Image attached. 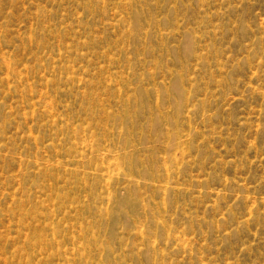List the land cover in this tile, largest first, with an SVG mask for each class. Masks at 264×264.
<instances>
[{
  "label": "rangeland",
  "instance_id": "374dc122",
  "mask_svg": "<svg viewBox=\"0 0 264 264\" xmlns=\"http://www.w3.org/2000/svg\"><path fill=\"white\" fill-rule=\"evenodd\" d=\"M0 264H264V0H0Z\"/></svg>",
  "mask_w": 264,
  "mask_h": 264
},
{
  "label": "bare ground",
  "instance_id": "6f19581e",
  "mask_svg": "<svg viewBox=\"0 0 264 264\" xmlns=\"http://www.w3.org/2000/svg\"><path fill=\"white\" fill-rule=\"evenodd\" d=\"M135 15H137V14L132 12V16H135ZM138 28H140V26ZM106 151H107L106 157L110 158V162L108 163V173L110 176H112L110 178H112V179H115V178L124 179L125 181H127L128 188L136 189V187H137L136 182L134 180H132L131 177H129L128 172L125 168V166L127 167L126 159L124 158V160H123L120 157L115 158L113 156V152H111L110 150H106ZM95 174H97L101 178V174H102V166L101 165L98 167ZM108 197H109V200H111V201L117 200V194L114 192H110V193L108 192ZM179 239L181 240L180 237H179ZM54 241H55L54 238L50 239V240H48V244L52 245V244H54ZM87 249H88L87 246H80L78 249V252L79 251L83 252V251H86ZM74 255L77 258H79L77 252L74 253Z\"/></svg>",
  "mask_w": 264,
  "mask_h": 264
}]
</instances>
